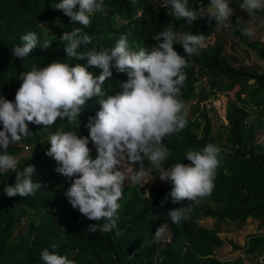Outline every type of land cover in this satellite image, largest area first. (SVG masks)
<instances>
[{"label": "trees", "instance_id": "obj_1", "mask_svg": "<svg viewBox=\"0 0 264 264\" xmlns=\"http://www.w3.org/2000/svg\"><path fill=\"white\" fill-rule=\"evenodd\" d=\"M58 2L0 0V95L4 98L14 100L22 83L18 76L29 71L32 64L42 68L55 60L86 66V61H76L65 56V42L60 40L62 33L83 26L71 23L61 11L54 9ZM241 2L230 0L234 9L231 21ZM104 3L106 12L94 14L91 24L83 28V32L92 37V42L81 46V50L110 48L121 35L128 39L136 38L135 30L132 35L128 34L129 30H133L139 22L154 20L155 15L164 17V25L171 24L178 33H204L207 37L217 27L215 21L209 23L206 16L188 26L183 19L176 20L167 15L162 0H104ZM189 4L194 9H198L199 4L205 8L209 0H189ZM137 9H141L140 16H136ZM56 21L59 26L53 29L52 24ZM232 24L228 30L239 36V40L253 49L264 62L262 42L250 43L239 31L246 27L245 21ZM30 31L38 36L37 48L28 58L16 59L11 55V49L20 45V37ZM152 35H148L150 39ZM44 40L52 41L47 49L40 47ZM173 47L190 63L184 69L187 75L186 84L181 89L184 102L192 97L199 77L205 80L197 92L199 100L204 99L207 93L230 92L233 97L227 99L225 104L227 121L222 125L223 142H219L211 133L210 120L205 110L199 113L198 119L187 117L188 125L179 134V138L173 134L164 140L165 146L171 151L166 165L189 163L184 159L185 153L200 150L209 143L221 148L223 164L217 170L211 196L193 205L191 218L177 225L171 222L167 213L173 208L187 206L189 202L173 204L169 197L161 206L160 202L170 192L171 184L160 181L150 186V199L148 193L144 195L136 184L125 185L123 198L119 201L121 209L116 229L108 233H92L88 227L96 222L87 220L68 203L64 193L72 181L55 171V161L45 155L50 147L46 143L36 152L18 159L21 170L29 164L35 166L36 175L33 179L40 181L42 188L34 196L7 197L3 188L6 184H14L15 173L0 176V264H42L41 250H51L54 243L59 245L57 253L74 260L75 264H264L261 261L246 263L238 258L221 260L214 256V250L223 244L217 234L219 222H244L250 217L257 221L259 227L264 228V155L260 144L256 142V126L247 121L248 112L243 107L246 102L258 104L263 99L264 71L234 65L232 57L223 54V44L218 40L205 46L198 57H186L179 43ZM87 70L94 76L99 71L91 66ZM9 74H12L11 78ZM247 85H252V88L244 99L242 95ZM28 127L32 134L20 143H39L43 135L42 126L29 124ZM54 128L72 130L71 125L59 120L55 122ZM76 130L79 131L78 128ZM21 151L22 147L16 145L7 149L11 155ZM90 155L93 159L96 157V153ZM152 174L157 176L159 173L153 169ZM61 189H64V193ZM206 217L214 219L212 226L199 224ZM22 218L24 220L21 222ZM99 223L102 225L105 221ZM165 223L168 235L161 243L154 234L158 225ZM230 244L234 249L240 248L233 242ZM242 250L246 255H263L264 234L249 235Z\"/></svg>", "mask_w": 264, "mask_h": 264}, {"label": "clouds", "instance_id": "obj_2", "mask_svg": "<svg viewBox=\"0 0 264 264\" xmlns=\"http://www.w3.org/2000/svg\"><path fill=\"white\" fill-rule=\"evenodd\" d=\"M162 7L167 9L168 16L183 19L188 26L205 16L209 23L214 20L217 27L233 26L230 0H209L207 9L200 4L198 9L192 8L189 0H162ZM53 8L83 28L91 24L94 14L106 12L104 0H59ZM239 8L258 27H264V18L257 16L264 13V0H242ZM140 14L141 9H137L136 16ZM236 21L243 22L240 18ZM165 22L164 17L156 15L154 20L139 22L133 30L128 29L130 35L135 30L136 38L121 35L114 46L102 50H81V46L92 42L82 27L64 31L60 40L65 42V56L86 61V66L55 60L42 68L32 64L29 71L19 74L22 83L14 100L0 95V176L15 173L14 184L3 188L7 197L25 198L41 190L42 183L33 179L35 166L29 164L21 170L18 159L26 155L15 156L22 153L23 146H32L20 143L32 134L29 124L42 126L43 131L55 129L57 120L71 125L72 130L60 128L51 132L45 155L55 161L58 174L72 181L65 193L61 189L70 206L96 222L89 225V232L108 233L116 229L125 180L140 184L153 169L158 171L161 182L171 184L161 206L169 197L173 204L189 202L167 213L173 224L190 219L193 205L211 196L217 170L223 164L221 148L209 143L200 150L187 151L184 159L189 163L166 165L171 151L164 144L173 134L179 138L188 125L187 100L182 99L181 89L187 79L184 69L190 63L173 45L181 44L186 57H198L205 46L212 44L213 41L205 44L211 33L207 37L204 33H178ZM239 31L253 37L257 28L242 27ZM20 40L22 43L11 49V55L23 60L34 52L39 40L31 31ZM51 43L44 40L40 47L47 49ZM88 66L99 69L96 76L87 70ZM94 98L93 102L88 101ZM91 143L96 151L94 159L88 147ZM11 145L21 146L22 151L9 154L7 149ZM126 165L128 176L124 171ZM147 193L148 190L143 194ZM148 196L150 199L149 193ZM102 220L105 223L101 225ZM158 226L154 236L164 239L167 223ZM58 247L54 243L51 250H41L42 264H75L67 256L59 255Z\"/></svg>", "mask_w": 264, "mask_h": 264}, {"label": "rangeland", "instance_id": "obj_3", "mask_svg": "<svg viewBox=\"0 0 264 264\" xmlns=\"http://www.w3.org/2000/svg\"><path fill=\"white\" fill-rule=\"evenodd\" d=\"M233 2V1H232ZM242 3V2H241ZM240 3V4H241ZM239 4V5H240ZM238 5V12L236 13L234 20L231 22H235L237 18L242 19L246 23V27H254L257 28L256 34L253 37H247V41L250 43L253 42H262L264 45V27H258L257 22L253 20L249 14L240 9ZM232 4H230V7ZM208 7V6H207ZM205 7V9H207ZM257 16L260 18H264V13H257ZM231 20V19H230ZM53 29L58 28L59 22L56 21L52 24ZM221 41L223 44V53L225 56L232 57L231 62L234 65L251 68L257 71H264V62L258 58L256 52L248 47L245 43L239 40V36L235 35L232 31H229L228 28L216 27L211 35L206 39L205 44H209L212 41ZM205 80L200 78L195 83L194 91L192 97L185 102L188 107V118L189 119H198L199 113L202 110H205L206 115L210 120V128L211 133L216 136L219 142H223V129L222 125L226 123V119L224 116L225 113V104L227 99H233L232 94L230 92H222V93H211L207 96L199 100L197 97V92L202 85H204ZM251 84V81H248ZM252 88V85H247L245 88V94L242 96L246 99V95ZM262 100L260 103H249L246 102L243 104V107L248 112V122H251L256 126V142L260 144L262 148V153L264 155V91L262 93ZM258 113L260 116L258 118ZM56 131L55 129H43V135L41 142L32 146H23V151L19 155L15 156L19 158L22 155H28L30 153L36 152L41 146L47 143L48 136L51 132ZM198 131V129H197ZM91 149V154L96 153L94 145L91 143L88 145ZM127 165L125 166V175L128 176L129 173L127 171ZM155 174H150V176L145 178V181L140 184H136L139 190L145 193L150 186L157 185L160 180L159 177ZM153 177V179H152ZM152 179V180H151ZM125 185H132L130 179L125 180ZM23 221V220H22ZM214 223V219L210 217L202 218L199 221V224L204 227H210ZM159 227V226H158ZM254 233L264 234V228L258 226L256 220L248 217L244 222L240 221H222L219 222V231L217 232L218 236L223 240V244L214 250V256L221 260H232V259H241L243 262L251 263L254 261L264 262V254L260 256L255 255H246L243 253L242 246L246 238ZM167 233L164 239H158L162 243L163 240L167 239ZM230 242L237 244L240 248L234 249L232 248Z\"/></svg>", "mask_w": 264, "mask_h": 264}]
</instances>
